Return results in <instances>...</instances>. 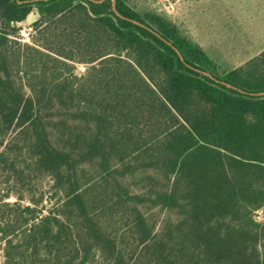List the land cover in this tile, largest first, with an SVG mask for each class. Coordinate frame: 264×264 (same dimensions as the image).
Returning <instances> with one entry per match:
<instances>
[{
	"label": "trees",
	"instance_id": "obj_1",
	"mask_svg": "<svg viewBox=\"0 0 264 264\" xmlns=\"http://www.w3.org/2000/svg\"><path fill=\"white\" fill-rule=\"evenodd\" d=\"M24 1L0 0L2 264H264V95L186 65L260 92L264 50L219 71L124 0L183 61L111 0Z\"/></svg>",
	"mask_w": 264,
	"mask_h": 264
},
{
	"label": "crops",
	"instance_id": "obj_2",
	"mask_svg": "<svg viewBox=\"0 0 264 264\" xmlns=\"http://www.w3.org/2000/svg\"><path fill=\"white\" fill-rule=\"evenodd\" d=\"M196 1L175 0L173 22L184 29L219 71H229L241 66L264 50V2L260 5L258 17L261 22L258 28L262 31L256 33L251 23L241 24V30L238 24H231L229 29L223 19L211 17L214 10L203 5L205 3L202 0L199 3H195ZM254 5L258 6V1H254ZM222 12L220 9L218 14ZM247 22L251 21L247 19Z\"/></svg>",
	"mask_w": 264,
	"mask_h": 264
},
{
	"label": "rangeland",
	"instance_id": "obj_3",
	"mask_svg": "<svg viewBox=\"0 0 264 264\" xmlns=\"http://www.w3.org/2000/svg\"><path fill=\"white\" fill-rule=\"evenodd\" d=\"M132 9L143 15L147 20H149V15H158L160 17L166 18L169 22L174 23V2L175 0H124ZM188 1V0H186ZM201 1V0H200ZM205 4L214 10L211 17L217 19H223V21L228 25L229 29L231 24L241 26L239 29L243 28V24L251 23L254 28V32L259 33L258 24H260L259 14L261 11V4L264 0H202ZM254 1H258V6L254 5ZM195 3H199L197 0ZM209 4V5H208ZM253 4V5H252ZM222 9V14H218L219 10ZM226 10V13H225ZM37 16L36 10H33L28 17L17 24L20 27L18 32V40L22 43H29L32 34V20ZM247 19L251 22H247ZM222 22V21H221ZM242 24V25H241ZM257 25V26H256ZM250 26V25H249ZM245 27V26H244ZM264 28V26H263ZM182 29V28H181ZM183 32V33H182ZM182 35L186 36L184 29H182ZM264 34V31H263ZM231 57V56H230ZM79 64L75 67V73L80 75L84 72L79 69ZM47 183H44V188H46ZM16 199L12 195L7 201L14 202ZM255 218L258 221H262V212H255ZM3 261L2 246L0 245V264Z\"/></svg>",
	"mask_w": 264,
	"mask_h": 264
},
{
	"label": "water",
	"instance_id": "obj_4",
	"mask_svg": "<svg viewBox=\"0 0 264 264\" xmlns=\"http://www.w3.org/2000/svg\"><path fill=\"white\" fill-rule=\"evenodd\" d=\"M33 1H37V0H25L24 2H33ZM89 1L94 2V3H98V2H102L103 0H89ZM19 2H21V1H19ZM111 3H112V10H113V12H114L117 16H119L120 18H123V19H127V20H129V21H131V22H133V23H135V24L141 26V27L146 28L147 30H149V31H151L153 34H155L157 37H159L162 41H164V42L167 43L168 45H171V43H170L169 41H167L166 39H164L160 34H158L157 32H155L154 30H152L150 27H147L146 25L142 24L141 22H139V21H137V20H134V19H130V18L124 17L122 14H120V13L118 12V10L116 9V0H111ZM171 46H172V45H171ZM172 48H173V49L175 50V52L178 54L179 58L183 61V56L181 55L180 51H179L176 47H174V46H172ZM186 65H187L189 68L195 70L196 72L202 73V74H204V75L210 77V78L213 79L215 82H217V83H221V84L225 85L226 87L232 88V89L237 90V91H239V92H241V93H246V94H249V95H252V96H263V95H264V91H260V92H246V91H244V90H242V89H240V88H238V87H236V86H234V85H232V84H230V83H227V82H225V81H223V80H219V79L215 78V77H214L211 73H209L208 71H204V70H200V69H198V68H194V67H192V66H190V65H188V64H186Z\"/></svg>",
	"mask_w": 264,
	"mask_h": 264
},
{
	"label": "built area",
	"instance_id": "obj_5",
	"mask_svg": "<svg viewBox=\"0 0 264 264\" xmlns=\"http://www.w3.org/2000/svg\"><path fill=\"white\" fill-rule=\"evenodd\" d=\"M79 69L82 70L83 72L85 71L86 66L84 64H79Z\"/></svg>",
	"mask_w": 264,
	"mask_h": 264
}]
</instances>
